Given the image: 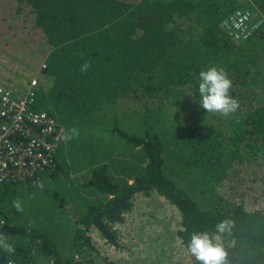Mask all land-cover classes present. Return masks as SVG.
<instances>
[{
	"label": "trees",
	"instance_id": "obj_1",
	"mask_svg": "<svg viewBox=\"0 0 264 264\" xmlns=\"http://www.w3.org/2000/svg\"><path fill=\"white\" fill-rule=\"evenodd\" d=\"M252 1L264 14V0ZM243 7L242 0H0V43L11 51L18 35L20 54L29 42L41 48L32 53L42 61L37 73L53 85L39 88L36 108L70 137L65 160L21 183L33 191L45 176L63 177L66 200L54 192L56 206L44 200L25 224L0 212V233L15 249H0V264H120L93 236L123 252L117 229L139 199L177 212L186 252L192 232L215 234L228 219L219 241L226 264H264V34L235 44L222 27ZM213 66L226 70L240 103L227 117L200 107L199 73Z\"/></svg>",
	"mask_w": 264,
	"mask_h": 264
},
{
	"label": "rangeland",
	"instance_id": "obj_2",
	"mask_svg": "<svg viewBox=\"0 0 264 264\" xmlns=\"http://www.w3.org/2000/svg\"><path fill=\"white\" fill-rule=\"evenodd\" d=\"M42 37V45H44L45 37L43 34ZM11 39L14 40L15 45V48L13 45L10 47L12 48L11 51L7 49L6 45L0 43V86L24 88L39 74L37 72L42 61H39L32 53L40 54L41 48L37 46L32 48V42H29L30 49H25L26 55L24 53L22 55L17 50L19 45L16 41L21 40L19 36L11 35ZM24 56L30 62L24 61ZM33 66L36 68L33 69ZM38 79L40 90L49 91L53 85V79L43 75V73L38 76ZM130 107H120L118 103L114 105V109H121L120 111L125 108L122 113H129ZM66 139H69L68 134ZM69 151V141H65L57 158L65 160L64 153H69ZM45 178L47 180L42 183L43 188H34L33 191L26 189L23 184L19 186L6 182L5 185H2L1 188L9 190V194L4 198L3 204L0 203V212L7 215L14 224H25L27 221L32 222L34 220L35 214L41 211L46 204L45 201L50 202L51 206H56L54 192H58V195L66 200L68 181L61 182L63 177H58L59 179L54 182L50 176H45ZM35 190L41 194L43 199L36 198L37 192ZM18 192H24V197ZM17 199L21 201L22 212L13 207V201ZM162 203L164 207H159L161 206L159 203H156L155 207L153 204L143 203L142 199H139L134 206V211L127 217L125 225L117 229L118 241L123 252H117L108 247L96 233L93 238L100 251L112 259L117 256L121 261L120 264H193L194 258L184 250L177 237L179 215L163 201ZM207 203L208 200L200 201L202 207L207 206ZM67 207L69 214L72 215L74 207L71 204H68Z\"/></svg>",
	"mask_w": 264,
	"mask_h": 264
},
{
	"label": "built area",
	"instance_id": "obj_3",
	"mask_svg": "<svg viewBox=\"0 0 264 264\" xmlns=\"http://www.w3.org/2000/svg\"><path fill=\"white\" fill-rule=\"evenodd\" d=\"M242 3L244 7L222 24L237 44L264 34V14L252 0ZM38 76L24 88L0 87V182L21 184L53 171L66 141V129L48 112L36 108Z\"/></svg>",
	"mask_w": 264,
	"mask_h": 264
},
{
	"label": "clouds",
	"instance_id": "obj_4",
	"mask_svg": "<svg viewBox=\"0 0 264 264\" xmlns=\"http://www.w3.org/2000/svg\"><path fill=\"white\" fill-rule=\"evenodd\" d=\"M88 68L89 64L85 63L80 70L86 72ZM199 80V103L200 107L207 113H218L227 117L239 109V101L229 94L233 85L225 69L213 66L206 71H200ZM71 131L73 134H77L75 129ZM37 187L43 188V185L38 183ZM13 207L17 211H23L19 199L13 201ZM232 225L233 221L226 219L216 225L215 234H210L207 231L192 232L190 234L186 249L190 256L194 258L195 264H226L227 253L219 241ZM0 249L9 254L15 252L14 247L8 243V238L2 233H0Z\"/></svg>",
	"mask_w": 264,
	"mask_h": 264
}]
</instances>
